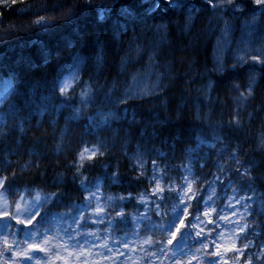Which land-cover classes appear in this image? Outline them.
<instances>
[{
	"label": "snow or ice",
	"instance_id": "snow-or-ice-1",
	"mask_svg": "<svg viewBox=\"0 0 264 264\" xmlns=\"http://www.w3.org/2000/svg\"><path fill=\"white\" fill-rule=\"evenodd\" d=\"M198 5L210 9L216 17L217 27L223 21V27L219 29L223 47L221 40H218L214 49L212 68L205 67L201 74V79H207V83L202 84L197 91L210 99L211 93L232 76L239 75L241 70L247 74V80L243 85L235 83L231 85V90L238 93L236 101L240 105V108L232 113V119L226 124L209 125L214 142L208 143L207 146L215 149L218 159H223L230 144L225 143V138L220 133L233 129L238 131L243 127L242 110L245 106H252L249 101L255 99L254 86H258V80H264V48H250L243 40L241 43L246 46L238 47L229 57L233 61L229 67L222 52L229 50V42L224 38L233 31V25L225 16L230 14L238 17L247 14L244 27L251 28L257 22L258 13L260 17H264V0H250V3L248 0H111V2L102 0L98 5L94 4L93 0H56L55 3L41 2L22 10L21 14L34 16L35 19L29 24L10 26L4 33H0V38L8 40L23 28L29 32L39 31L57 39L56 45L45 40L28 41L26 47L30 46V50L27 53L22 51L12 64L0 61V71H3L6 77L2 81L3 89L0 90V196L6 201L11 196L15 205L14 213L0 211V264H24L23 261L12 259L21 255H25L27 261H32L34 255L24 253L21 246L27 244L28 250L34 251L38 247L35 241L49 245L57 258L61 252L71 250L72 254H78L77 264H90L92 260H110L111 264H129V261L131 264H139L133 259L137 252L143 253L145 264H164L165 260L168 264H228L224 256L229 251H234L237 259L244 256V264H253V254H246L250 247L261 249L256 254V264H264V243L254 245L249 239L248 231H245L247 224L241 226L239 222L228 221V224L233 225L228 230L235 234V239L240 242L241 247L237 248L234 243L231 248H224L221 252L223 246L217 243L220 232H217L215 237L212 236V232L219 227L220 221L227 220V216L213 207L215 202L211 200V196H202L195 207L189 203L197 199L195 194L187 195L192 193L188 181V175L192 174L191 167L182 166L184 173H187L182 177L183 183L168 187L167 195L164 194L165 188L161 186V181L165 179L167 173L158 174L156 160L151 161L153 165L151 175L145 174L146 161L143 159L145 153L141 149L148 143L154 145L159 141L161 145H167L168 141H172L173 145L195 144L194 148H187V152L193 154L192 159H196L197 163L200 159H205L198 156L201 146L206 143L203 128L195 125L184 128L181 125L184 103L176 105L175 118L167 114V101L161 106L164 114L156 108L147 112L137 110L134 102L144 101L145 97L149 96L160 99L157 90L160 87L161 74L156 73L157 83L151 87H140L142 78L133 76L132 85L122 94L117 90V82H113L112 87L107 90H103L104 86L96 87V80L102 74L103 66L108 63L107 49L120 41L129 29L145 25L148 31H154L161 36L160 43L150 49H145L138 43L135 47L137 55L150 51L148 67L154 69L160 66L156 62V56L160 51V45L164 44L171 34L170 27L174 24L181 37L189 34L199 17L196 11ZM158 13H162L159 22L148 25L147 21L156 20ZM13 27L17 28L16 32L12 31ZM61 53L65 55L61 56ZM54 57L56 59L53 63ZM180 62L183 63V60ZM89 63L95 69L96 76L94 78L89 72V80L84 81L81 74ZM128 66L129 60L122 58L121 72L126 71ZM49 67L52 73L51 80L48 79V72L38 80L34 78L38 72ZM144 75L147 77L149 73ZM241 88L244 91H241ZM248 115L251 116V113ZM37 117L39 119H36ZM196 119L201 120L199 109ZM204 119L206 122V118ZM32 120H36L34 126ZM61 120L64 122L63 129H60L61 144L73 125L85 129L89 135H95L97 132L110 134L112 148H115L117 143L126 147L136 140L137 151L131 157H127V153L125 155L128 159L137 161L133 164V170L139 171L140 174L128 183L131 185L134 181L138 183L147 180L152 184V181H155L151 193L149 194L146 189L137 196L130 192L127 196H108L106 199L103 197L99 178L93 182L84 176V171L93 167L86 166L85 159L93 160L97 153L103 155L101 149L109 148L105 140L101 139H97L91 147L87 146L89 142L82 139L81 143L85 147L75 153V161L65 165V170L72 173L71 185L83 195L80 203L72 201L71 194L67 191L43 193V189L39 187L28 184L20 186L17 182L23 179V170L39 169L40 160L46 155L36 147L25 148L24 140L29 138L30 132L44 130L45 124L53 129L54 136ZM32 143L41 145L43 140L41 137H35L32 138ZM61 144L57 145V153L62 151ZM153 151L159 158H165L163 152L155 148ZM240 151L242 147L237 144L227 157L238 165L227 169L231 173L228 177V186L240 185L239 189L232 188L233 195L229 197V201L235 199L240 190L254 191L257 181L264 183V175H254L259 168L257 162L251 158L242 160L239 157ZM25 155L29 159L24 164L11 159L22 158ZM192 159L189 160V164L192 163ZM17 167L20 168L21 174L13 171ZM216 167L219 172L226 170L223 164L218 162ZM45 175L46 169L40 173L42 177ZM106 178L110 179L112 184H120L124 179L116 172L106 174ZM216 179L220 180V177L216 176ZM32 184L35 185V181ZM185 184L188 185L187 191ZM68 185L66 175L59 173L53 178L50 187L67 188ZM243 185H247V188L245 189ZM209 188L214 195L215 188L211 182ZM66 199L68 203L64 204ZM257 200H260V207L264 208V199L259 197L241 196L236 199V203L240 204L243 201L244 210L254 215L257 209L251 205ZM132 201L142 206L143 211L137 207L138 214L126 213L124 205ZM169 201H172L170 212L167 210ZM61 204L70 211L54 213L52 209ZM202 207L203 217L208 218L207 220L201 217ZM228 207L234 206L229 203ZM212 212H216L215 221L209 218ZM235 214L233 211L232 215ZM10 221H15V224ZM100 224L107 226L103 230L91 227ZM206 225H214L207 234ZM210 246L213 248L212 251L208 250ZM39 250L43 252L45 248Z\"/></svg>",
	"mask_w": 264,
	"mask_h": 264
},
{
	"label": "trees",
	"instance_id": "trees-1",
	"mask_svg": "<svg viewBox=\"0 0 264 264\" xmlns=\"http://www.w3.org/2000/svg\"><path fill=\"white\" fill-rule=\"evenodd\" d=\"M30 1L32 0H20V2L17 3L0 6V33H4L10 26L29 24L33 19H35L34 16L15 12V8L19 5H24ZM39 2L55 3L56 0H35L33 4L36 5V3ZM101 2L102 0H93V3L97 5ZM109 2H111V0H109ZM196 11L199 13V17L195 20L194 26L191 28L188 36L181 37L180 31L176 29L173 24V26L169 29L171 34L166 38L165 43L160 46V51L156 56V61L160 65L157 69L162 75L161 89L158 92L160 99H155L154 97L149 96L145 97L144 101H137L134 103L136 104L138 111L147 112L149 109L156 108L164 114V109L161 106L167 101V114L173 118H175V111H173V108L179 103H184L185 109L181 125L184 128H189L195 125L203 128L204 131V125L201 124L202 122L194 118L195 95L192 93V87L193 84L196 85L198 81L201 80V74L204 72L205 67L208 69L212 68L208 57L215 30L212 27V20L210 21V18H212L210 9L206 6L201 8L198 5ZM161 14L162 13L157 14L156 20L149 19L147 24L152 25L153 23L159 22V16ZM85 26L90 27L88 25ZM144 27L145 25H139L134 29H129L127 34L121 37L120 41L113 43L112 46L107 49L106 59L108 63L103 66L102 74L96 80V87L104 86L103 90H107L112 87L113 82H117V90L121 93L123 87L127 86L132 72L138 65L143 63V58L141 59V56L144 57L145 52L137 55L135 47L138 43L143 48L147 49L148 38L146 34L142 32V28ZM12 31L16 32L17 28L13 27ZM129 36L130 38H127ZM35 40H45L50 44H57V39L53 36L45 35L39 31L29 32L20 28L18 34L13 35L10 39L5 40L0 38V61L12 64L16 61L22 51L27 53L30 50V46L26 47L27 42ZM127 43L129 44V49H127V47L124 49V46H126ZM168 45L171 46L169 47ZM69 51H71V49H69ZM60 55L64 56L65 54L61 53ZM122 58H127V60H129V66L124 72H121L120 70V61ZM55 59L56 57L53 58V63L55 62ZM181 60H183V63L180 62ZM61 63H63V60H61ZM33 72L36 73V70L33 69ZM45 72H48V79L51 80L52 73L50 67L38 72L34 78L37 80L40 79L43 77ZM89 72H91V63H89L88 67L81 74L84 81L89 80ZM2 73L3 71H0V76ZM92 74L95 78L96 73ZM238 76L239 75L232 76L228 81H225L224 84L220 85L214 92L215 100L210 103L212 107V112L210 114L211 121L226 124L232 119V113L240 108V105L236 101L238 93L235 90H231V85L233 83L241 85L244 84L243 81L240 80V76ZM241 91H243V88H241ZM78 92L79 89H77V93ZM182 96L183 100H181ZM254 96L255 99L249 101L252 106H245L242 110V116L245 115L247 111L253 113L251 122L248 125V133L246 134V132H243L242 128L238 131L233 129L225 130L223 132L225 143L230 144L228 151L224 153V158L221 159L224 162L223 166L226 169V181L231 175L227 169L238 167V165L235 164V161L227 158L228 153H230L237 144L242 147V151L239 152V157L242 160L251 158L259 165L258 171L255 172L254 175H264V151L259 152L255 144L256 135L263 129L264 126V80H260L258 86H255ZM147 101L152 102L148 103ZM36 119H39V117ZM31 123L34 126L36 120H32ZM63 127L64 122L61 120L55 130L54 136L53 129L47 124L44 125V130L33 131L28 134L29 138L24 140V147H36L37 150L45 153L46 155L40 160L39 169L26 168L23 170V179L17 182L20 186L28 184L29 186L39 187L43 189V193L67 191L71 194L72 201L80 203V201L83 200V195L71 185L70 181L72 173L65 170V165L76 160L75 153L78 152L79 147L82 144V139L89 142L88 144L90 145H93L97 139H101L105 140V142L109 145V148L107 150H100L103 152V155L97 153L95 159L84 161L86 166L93 165L90 170L84 171V176L91 180L99 178V180L103 182L102 195L105 199L108 196H127L130 192L133 196H137L146 189L148 192L147 180H142L138 183L134 181L131 185L128 183L129 180H132L133 177L140 174L139 171L133 170V164H136L137 161L127 158L133 156V154L137 151L136 140H133L126 147H122L119 143H117L116 147L112 148L110 146L112 144V137L110 134L97 132L95 135L87 134L86 138L84 137L85 129L78 128L73 125L67 133V138L64 140L63 144H61L60 129H63ZM165 135H167V133H165ZM35 137H41L43 143L41 145H33L32 138ZM58 144H61L62 148V151L59 153H57ZM217 146L219 147V144ZM173 147L175 148V151H173ZM189 147L194 148L195 144L173 145L172 141H168L167 145H161L159 141H157L154 145L152 143H148L145 148L141 149V151L145 153L143 157L144 161H146L144 166L145 168L149 167L152 160H156V163L163 167V173H167L165 179L161 181V186L165 188V195H167V189L170 187L166 185V182L169 178H171L174 182L178 180V174L180 175L183 163L189 155L187 152V148ZM153 148L163 152L165 154V158H159L156 155V152L153 151ZM202 148L206 149L208 152H205ZM200 150L202 152V156L206 157L207 167L213 159V155H216L215 149H207L202 145ZM125 153H127V157ZM169 154H171V157H169ZM11 159L14 161L19 160L20 164H24L28 161L29 157L25 155L22 158L11 157ZM45 169L46 175L43 177L40 176V173L44 172ZM13 171L17 174H21L19 167L13 169ZM73 171H75V169H73ZM113 172L118 173L124 178L120 184H112L111 180L106 178V174L111 175ZM59 173H64L68 178L69 185L67 188L64 186L59 188L50 187L53 178ZM4 174L9 176L11 175V173ZM33 181H35V185L32 184ZM171 183L173 184V182ZM45 185L49 186L45 187ZM243 187L246 189L247 185H243ZM248 192H253L260 199H264V183L257 181L255 190ZM148 193L150 194L151 192ZM202 196L203 194L198 195L197 199L191 200L190 204L195 207ZM9 197L12 210L13 198L11 196ZM153 199H155V197H153ZM257 202L260 203V200H257ZM67 203L68 200L66 199L64 204ZM64 204L54 207L52 209L53 212L61 213L70 211V209L65 207ZM171 204L172 201H169L168 211L171 208ZM137 207H139L140 211H143V207L138 206L135 201L125 204L124 210L126 213L138 214ZM251 207L256 208L257 213L254 215L249 214V220L251 222L250 236L253 235L251 239L256 245H261L264 243V215L261 214L264 213V208H261L260 205L256 204H253ZM109 211H111V209H109ZM189 211L191 212L192 209L190 208ZM113 215H115V213H113ZM104 226L107 225L101 224L99 227L103 230ZM91 227H94V225H91ZM248 251L250 253L253 250L252 248H249L246 252ZM253 260L256 262L257 259L254 258ZM239 264H241V261Z\"/></svg>",
	"mask_w": 264,
	"mask_h": 264
},
{
	"label": "rangeland",
	"instance_id": "rangeland-1",
	"mask_svg": "<svg viewBox=\"0 0 264 264\" xmlns=\"http://www.w3.org/2000/svg\"><path fill=\"white\" fill-rule=\"evenodd\" d=\"M34 1L33 0L30 1V3L27 2L30 4V6H27L26 8L29 9L32 5H34L33 4ZM17 2H20V0H0V6H7L10 3H17ZM248 2L250 3V0H248ZM39 3H36V4H39ZM257 16H258L257 22L251 28H245L244 27V21L246 18H248L247 14H245V16H238V17H233L230 14L225 16L226 20L231 21V23L233 25V31L227 37L224 38L225 40H227L229 42V44H228L229 50H225L222 52V55L224 56V58L226 57L227 52L231 51L233 54L238 47L244 48L246 45L241 43L242 40L247 42V45L250 48H255V49L264 48V17H260L259 13L257 14ZM212 27L215 30L217 29V32H216L217 36L215 38L214 46H213V57H214V49L217 46V41L221 40V32L219 29L223 27V21H221L219 24V27H217L216 17L213 16ZM127 38H130V36ZM156 44H158L157 37H156V40H152V42H150V43L148 42L147 49H150V47H152L153 45H156ZM221 46L223 47V40H221ZM126 47H127V49H129L128 43L126 46H124V49ZM149 54H151V53L149 52ZM148 65H149V60L147 59V62L142 67L139 66L133 75V76H138L139 78H142V83L140 84V87H145V86L151 87L153 84L157 83L156 73H160V71H158L157 68L149 69ZM145 73H149V76L146 77L144 75ZM3 79H6V77L2 73V75L0 76V90L3 89V83H2ZM132 83H133V80L131 79L129 85L125 89H127L130 85H132ZM206 83H207V80L203 84H206ZM159 85H160V81H159ZM202 97H203V102H204L203 107H201L199 101H197L195 103V106L198 107L199 111H203L204 113H206L207 103L209 101L207 100L208 98H205L203 95H202ZM209 125H211V124H207V129H208L207 132L208 133H207V136H205L206 143L204 144V146L207 148H209L207 146L208 143L214 142L212 140L211 128L209 127ZM212 126H215V125L212 124ZM86 135H87V133L84 130V137L87 138ZM255 142H256V148L261 150V151H264V128L258 133ZM87 146L91 147L88 144H87ZM83 147H85V145L81 144V146L79 147V150L82 149ZM202 150H204L205 152H208L206 149L202 148ZM192 155L193 154H189L187 156V159L183 163V166L187 165V166L191 167V169H192V174L188 175V181L191 184V187L193 186L192 183L194 181L200 180V185L203 186L205 191H206V194L204 197L211 196V200L215 202L213 207L217 211L221 212V214L227 216V220L219 222V227L215 228L214 235H213L215 237L216 233L220 232V236L217 240V243H219L223 246L221 248V252L224 251V248H231V246L234 243H235L237 248H240L241 245L239 244V241H237L235 239V234L228 230L229 228L233 227L232 224H228V221L239 222V224L241 226L247 224L245 221L246 211L242 207L243 201L240 204H237L236 199H239V197H241V196L255 198V195L253 193L248 194L246 191L242 190L243 191L242 192L240 190V191H238L236 198L229 201V197L233 195L232 188L236 187L237 189H239V185L235 184L232 186H228L229 181L228 180L226 181V177H225L226 172L225 171L219 172L217 170V167H216L217 162L220 164H224V162L221 159H218V157L216 156V158H214L212 161H210L209 165L206 167V157H205V159H200L199 163H197L196 159H192ZM198 156L203 157L201 150L198 152ZM190 159H192L191 164H189ZM86 160L87 159H85V161ZM201 165H203V167H201ZM152 168H153V165L151 163V164H149L148 173H147V168H145V170H146L145 174L150 176L151 172H152ZM157 169H158V174L162 175L163 172L159 171V170H163L161 165L157 164ZM184 175H187V173H184L183 167H182L180 175L178 174V176H180V178L178 179V181L180 183L177 184L176 186H179L180 184L183 183L182 177ZM216 176H219L220 180H217ZM221 181H223V183H221ZM210 182H211L212 186L215 188V194L214 195L212 194L211 189L209 188ZM147 183H148V181H147ZM155 183H156L155 181H152V184L148 183V189L150 191H152V188L155 187ZM166 185H168V184L166 183ZM184 187H185V191H187L188 185L185 184ZM187 195H191V193H187ZM218 200H219V202H222V206L220 208L217 207ZM229 203H231L234 207H228ZM258 205H260V203H258ZM7 210H8V202L4 199L3 196H0V211H7ZM203 211H204V209L202 207L201 217H202V219L207 220L208 218L203 217ZM233 211H235V213H236L235 215H232ZM209 218H211L215 221L217 219L216 212H212V214ZM209 227H211L213 229L214 225H211ZM208 231H209V228H208V225H206L205 226V233L207 234ZM245 231H246V229H245ZM240 235H243V233H240ZM9 242H11L10 238H9ZM34 243L38 244V247L34 251H29L27 244H23L21 246V250L24 253H26L27 255H34L35 258L32 261H30V262L27 261L25 255L18 256L19 258L18 257H12V259L23 261L24 264H53V262H54V264H77L78 254H72L71 250H69L68 252H61L59 258H57L51 252L49 245H46L42 241H35ZM197 247H198V245H197ZM40 248H45V251L41 252L39 250ZM122 250L127 251L126 249H122ZM253 250H254L255 257L257 258L256 254H258L261 249L259 247L258 248L253 247ZM228 253L234 254V257L236 259L235 260L236 263L239 262V258L237 259V254L234 251L227 252L226 255L224 256V259ZM120 259H123V258H120ZM133 259L136 261L139 260L137 253L134 254ZM213 259H216V258L213 257ZM90 264H111V261L110 260H99V261L92 260V261H90ZM129 264H131V261H129ZM139 264H143V262H141ZM164 264H168L167 260L164 261ZM253 264H254V261H253Z\"/></svg>",
	"mask_w": 264,
	"mask_h": 264
},
{
	"label": "bare ground",
	"instance_id": "bare-ground-1",
	"mask_svg": "<svg viewBox=\"0 0 264 264\" xmlns=\"http://www.w3.org/2000/svg\"><path fill=\"white\" fill-rule=\"evenodd\" d=\"M27 6H30V4L29 3H25L24 5H22L21 7H17V8H15V12L16 13H19V14H21L22 13V10H26L27 8ZM212 20V18H210V21ZM156 23H158V22H156ZM191 30V29H190ZM142 32L143 33H145L146 34V36H147V38H148V40H149V43L150 42H152V40H156V37H157V41H158V44L160 43V40H161V36L160 35H158V34H156L154 31H148L147 29H146V27H144V28H142ZM216 32L217 31H215V33H214V36H213V39H212V41H211V45H210V50H209V57H208V59H209V61H210V63H211V66H212V60H213V46H214V41H215V38H216V36H217V34H216ZM184 36H188V34H186V35H184ZM160 46H162V44L160 45ZM151 48V47H150ZM150 52V51H149ZM149 52H147V54L149 55ZM232 56V52L230 51V52H227V54H226V57H225V59L228 61V65H229V67L231 66V64L233 63V61L231 60V59H229V57H231ZM91 72L92 73H95V69H93L92 68V66H91ZM90 72V73H91ZM93 75V74H92ZM240 76V77H239ZM239 78H240V80L241 81H243V83H245L246 82V80H247V74L246 73H244L243 72V70H241V72H240V74H239ZM201 79V78H200ZM207 79H201V80H199L198 81V83L195 85V84H193V87H192V93H193V95H195V97H194V105H195V103L201 98V94H200V92H198L197 91V89H199L200 87H201V85L206 81ZM260 82V80H258V83ZM211 101H209L208 103H207V111H206V113H204L203 111H200V116H201V120H199V121H201L202 123L201 124H203L204 125V133H206V136H207V131H208V129H207V124H214V125H217V124H221V123H218V122H216V121H211L208 117H207V112H209L210 114H211V112H212V107H211ZM201 107H203V106H201ZM175 108L176 107H174L173 108V111H175ZM197 109H198V107L197 106H195V108H194V118L196 119V114H197ZM249 113H251V116H249L248 114ZM252 112H250V111H247V113L245 114V115H243L242 116V124H243V127H242V130H243V132H246V134L248 133V128H249V124H250V122H251V119H252ZM175 116H176V112H175ZM204 118H206V122H205V119ZM208 118V119H207ZM197 120V119H196ZM264 124V123H263ZM263 128H264V126H263ZM222 136H224V134H223V132H221L220 133ZM259 152H262L261 150H259V149H257ZM169 157H171V154H169ZM207 157H208V155H207ZM214 158H216V155H213V159ZM212 159V160H213ZM211 160V161H212Z\"/></svg>",
	"mask_w": 264,
	"mask_h": 264
}]
</instances>
